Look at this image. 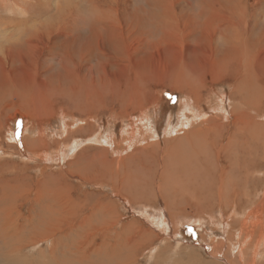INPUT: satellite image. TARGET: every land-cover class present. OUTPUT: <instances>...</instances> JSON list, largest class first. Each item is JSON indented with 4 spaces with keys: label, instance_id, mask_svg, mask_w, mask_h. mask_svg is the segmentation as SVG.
I'll list each match as a JSON object with an SVG mask.
<instances>
[{
    "label": "rangeland",
    "instance_id": "obj_1",
    "mask_svg": "<svg viewBox=\"0 0 264 264\" xmlns=\"http://www.w3.org/2000/svg\"><path fill=\"white\" fill-rule=\"evenodd\" d=\"M4 1L0 0V29L7 28V32L16 30V27L20 29L19 23L16 25L19 21H23L20 30L36 28L20 41L12 38L8 50H0V229L6 222L13 220L21 224L22 219L30 218L27 221L29 229L23 231L26 241L52 230L54 239H59L57 254L72 264H77L75 256L79 254L87 257L86 264L92 248L100 249L101 256L104 248L89 245L90 238L97 237L95 242L99 244L108 232L113 235L120 230L128 233L122 225L135 226L132 230L135 233L140 230L137 228L146 231L147 243L137 255L139 264H192L176 263L180 258L173 253L184 247L196 250L193 252L204 261L227 264L218 256L217 244L221 246L218 253L226 254L237 264H247L248 260L251 264L264 263V209L256 210L253 205V201L257 206L262 205V193L258 192L250 201L241 200L242 206L222 202L231 194L233 180L239 183L238 171L233 169L221 179L223 185L212 186L214 196L208 201L209 205L203 204L199 195L206 194L212 181L208 185L198 183L203 188L196 191L198 196L193 194L192 185L183 186L194 176L197 177L195 181L205 177L208 180L218 178L203 172L202 166L187 162L188 152L184 144L196 137L191 129L185 131L187 137L184 134L173 136L172 133L170 136L160 129L164 128L163 123L169 117H172L170 123H179L183 105H190L191 102L186 103L187 95L176 86L186 81L190 74L193 77L196 74H202L204 78L218 77L221 63L232 57L248 56L256 67H261L260 63L264 65V0H107L102 8L107 9L109 19L103 24L111 23V27L99 34H94L91 27L85 25L86 19L90 21L96 16L92 10L93 0H48L49 3L46 0H13L16 3L12 6ZM96 1L97 4L105 2ZM60 7L62 18L54 19ZM24 8L30 13L27 14ZM90 8L86 16L85 11ZM53 19L51 31L37 27L39 22ZM6 36H0V45L7 44ZM68 61L74 66H69ZM254 77L261 80L260 75ZM171 84L173 88H169ZM233 84L229 79L209 85L211 91L202 92L204 102H200L201 99L194 106H200L204 113L210 110L207 107L210 98L216 104L224 97L230 100ZM87 94L92 99L98 94L105 98V103L100 105L93 101L96 106L94 110L91 108L90 118L85 116V109L89 107L86 103L91 100ZM220 102L223 103L222 109L228 112V102ZM231 111L239 113L240 106H231ZM215 116L226 115L216 112ZM130 133L136 137L129 145ZM217 135L208 136V146ZM144 137L148 141L145 146H150L148 153L138 148L144 146L137 143ZM91 138H100L99 143L89 142ZM31 143H36V152L28 146ZM152 144L156 147L153 148ZM27 147L33 150L34 156L25 153ZM100 148L106 150L103 158L114 160V163L95 159L93 155L98 158ZM60 150L66 151L63 159L58 158ZM140 152L144 154L138 156L139 161L134 160V155L130 164L123 163L122 158ZM213 153L205 156L206 167L210 170L213 164L220 170L237 165L234 158H227L229 153L222 150ZM100 166L102 169L98 170ZM158 166L166 175L176 177L164 189L160 186L168 194L164 200L173 208H165L164 203L145 198L146 202L140 200L141 207L137 209L133 202H129L132 206L129 207L127 202L111 198L116 194L112 191L114 184L123 174L127 178L131 173L138 174L134 169L150 171ZM90 173L108 179L114 173L117 178L112 182L105 177L101 181H90L85 178ZM96 182L101 184L100 188L94 186ZM141 183L146 184L145 181ZM132 187L134 185H127L126 198L139 195L130 189ZM241 187L248 190V182H242ZM105 200L116 204L111 211V223L117 222L116 226L104 221L100 213L91 215L93 203L97 206L99 201ZM178 201L182 203L177 205L179 210L175 208ZM59 202L63 205V212L55 214ZM245 203L250 209L245 210ZM31 207L35 210L29 213ZM162 208L169 211L164 213L173 216V219L168 216L172 224L168 232L153 229L150 220L143 216L151 213L157 217L158 209ZM133 220L141 225L136 228V223L132 225ZM243 223L250 224V230L261 231L252 248L247 246L252 238L236 227ZM121 238L124 239V235ZM45 239L37 241L35 238L36 243H30L23 253L48 252L50 240ZM203 243L206 248L202 247ZM156 253L168 257L170 262L166 259L156 261Z\"/></svg>",
    "mask_w": 264,
    "mask_h": 264
},
{
    "label": "bare ground",
    "instance_id": "obj_2",
    "mask_svg": "<svg viewBox=\"0 0 264 264\" xmlns=\"http://www.w3.org/2000/svg\"><path fill=\"white\" fill-rule=\"evenodd\" d=\"M4 2L7 3L8 6H12L16 3L13 0H9V1L5 0ZM46 2L49 3L48 0H46ZM107 3H108V1L105 0V2H100L97 4V1L93 0L92 10L94 11V15H96V16H93L92 18H90L92 20V22H91V20L89 21V19H86L85 25L90 26L91 30L94 34H99L101 31H105L106 28L109 29V26L111 25V23H110V25L103 24L104 22L108 21V19H109L108 15L105 12L107 9L103 10V8H102V7H105L104 5H106ZM17 6H18V4H17ZM25 8H27V7H25ZM21 9H19V10H21ZM25 10L27 11V14L30 13L28 9H25ZM40 11H41V9H40ZM90 11H91V8L87 9L85 11L86 16ZM17 12H19V11H17ZM47 12H49V11H47ZM62 12L63 11H61V7L57 8V13H56L57 15L55 16L54 19L62 18V15H63ZM24 15H25V13H24ZM113 16H114V14H113ZM54 19L51 21L49 20L47 22H39L40 20H37L39 22L37 27H39L45 31H51L53 29ZM43 20H44V18H43ZM74 20H77V18L75 17ZM110 20H112V18ZM22 22L23 21H19L16 23V25L19 23L17 26H20L21 28H23ZM0 25H1V20H0ZM6 27H9V26H6ZM113 27H117V26H113ZM35 28L36 27H33L34 30H35ZM6 29L5 28L0 29V31H1L0 36L2 37L4 35L5 36L7 35L5 37V39H6L5 41L7 42V44H9L8 47H5L7 44H5L4 42H3V44L0 45V50H3V51L8 50L11 47L12 38L15 37L17 40L20 41V39L22 37H27L34 32V30L31 29L32 30L31 31L29 27H26L23 30H20L19 28L16 27L15 28L16 30L10 29L11 30L10 32H7L9 30L6 31ZM30 44L31 43H29V45ZM36 44H38V43H36ZM1 46H3V48ZM114 49H115V47H114ZM238 58L239 57H232V59H225L221 63L220 67L218 68L220 71L219 72L220 74H217L218 77L204 78V76H202V74H196V76L193 77L192 74H190L189 76H187L186 81L176 85L177 88L183 90L184 93L187 95L186 103H189V102H191V103H190V105H186V106L183 105L184 108L182 110V113L179 116V123H176L174 125V123H170L171 122L170 120L172 117H169V119L165 118L166 120L163 123L164 128H160V129L161 130L164 129L163 132L166 134H169V135L171 133L173 134V136H175L177 134H180V136H181L184 134L185 137L188 136V133L185 131L191 129V133L194 134V136L196 137L195 140H190L189 142H186L184 144L185 148L188 152V154L186 153L187 159L186 158L185 159L187 160V162L191 161V163L193 165H198V167L202 166V167H200V169L203 172H209V173L217 176L218 178L208 180L209 178L204 176L205 178H201L200 180L195 181V179L197 177L190 176V178L191 177L192 178L189 179L186 183H184L183 186H187V185L191 186L192 185L191 189L193 188V194L195 196H198L199 194L196 191L203 189L199 184L208 185V183L210 181H212L213 184L209 187L211 190L208 189L206 194L199 195V200L203 204L209 205L208 201H210V199L214 196L212 193V186L214 185L215 187L218 188L220 185H223L221 179L223 177H227L229 175V172H228L229 170L235 169L238 171V174H239V183L236 182V180H233L234 184H232L233 189L231 191V194L229 196H227L222 202L226 203L229 206H234V205L235 206H242L241 205L242 203H239L241 200L248 199L250 201L258 192H261L262 196H263L262 205L257 206L256 203L253 201V205L255 206V209L261 210V209H264V134H263L264 133V120H262V119H264V108H263L264 65L260 63L261 67H256L254 61L251 62V60L248 59V56H242L241 58H239V59ZM68 62L69 63H67V64L69 66H71V67H72V65L74 66V63L72 61H68ZM70 64H72V65H70ZM255 75H260L261 80L254 77ZM229 79H232V81L234 82L232 93L230 94V95H232V98H230V100H227L226 97H224L223 100H220L223 102H228L227 103L229 105V111L228 112H226L224 109H222V107H223L222 102L219 101L218 104H216V103H214L215 100H213L212 98H210V99L213 100V102H211V100H209V99H206V101L209 100V102H207V107L210 108V110L207 112H204L207 107H205V109L203 110L204 113H202V110L199 109L200 106H194V104L198 103V101L201 99L202 100L200 102H202V103L204 102L202 92L211 91V90H209V88L211 89V87H209V85L217 84L220 81L223 82L224 80H229ZM173 83H176V80ZM184 83H186V85H183ZM116 86H117V84H116ZM173 86L174 85L171 84L169 88H173ZM207 88H208V90H207ZM89 92H91V91H89ZM89 97L91 98V100H90V102L86 103L89 107L87 109H85V116L88 118H90L89 116H90L91 108L93 109L96 106V104L93 101L97 102L99 105L102 103H105L104 96H101L100 94H98L97 98L92 99L91 96H89ZM227 98L229 99L228 96H227ZM120 103H122V101H120ZM235 105L240 106V111H239V113L234 114V112L231 111V106L233 107ZM152 106L153 105H151L150 107H152ZM201 108H202V106H201ZM177 111H178V109H177ZM188 112H190V114H188ZM216 112H221L222 115H226V116L225 117L215 116ZM163 115H164V113H163ZM176 115H177V113L175 114V116ZM80 120H81V118H80ZM99 122L100 121H98V123ZM176 125H179V126L176 128ZM0 132H1V130H0ZM209 135H213V136L217 135V137L213 141H211L209 143V146H208L207 141H210L208 139ZM135 137L133 134H131L129 136V138L127 139V143L129 145L131 143H133L135 141ZM99 139L98 138L97 139L91 138V139H89V142L99 143L98 142ZM221 139H223V140L220 142ZM22 141H24V140H22ZM87 141H88V139H87ZM146 141H147V137H144L143 139L137 141L138 144L143 143L144 146L141 147V145H140L138 148H140V150L142 152L145 151L144 153H148L146 151L150 148V146H145V144H147ZM179 141H180V139H179ZM171 142H172V140H171ZM35 144L36 143H31L30 145L28 144V146H30V148L34 149V151H35V148H37V147H35ZM73 145H74V143H73ZM108 146H110V145H108ZM151 146L153 148L156 147V145H154V144H152ZM74 147H78V145L73 146V148ZM195 147H197V148H195ZM118 148H119V146H118ZM136 148H137V146H136ZM32 149H29L27 147V148H24V151L28 156L29 155L34 156V154L32 155V151H33ZM221 150H222V152L229 153L230 156H227V158L228 159L234 158L237 161V165L232 164L227 169L224 168L223 170H220L217 167H215V165L213 164L212 169L210 170L209 168L206 167V163H208V161L205 160V156L208 153L210 154L212 151H214L213 154H216L217 152H219ZM105 152H106L105 149L100 148L98 150L99 157L96 158L97 157L96 154H94L93 156L95 157L96 160L103 159L102 161H106L107 164L108 163H114V160H106V158H103L105 156ZM142 152H140V154L134 153L133 155H127L126 157L122 158L123 163L130 164L131 157H133L134 155H135L134 160L136 159L135 161H137V160L139 161L138 156L141 154H144ZM41 153L43 154V152H41ZM73 153L74 152H71V154H73ZM65 154H66V151L60 150L59 154H58L59 155L58 158L63 159V157H65ZM174 154H176V153H174ZM149 156H150V154H149ZM54 157H55V155H54ZM40 158H41V156H40ZM50 160L52 161L53 159H50ZM74 163H76V162H74ZM87 166L90 167L89 169L91 171V164L88 163ZM117 167H119V166H117ZM97 169L98 170L102 169V166L98 167ZM163 170H164L163 168L158 166L155 169L150 170V171L149 170L141 171V170H135L134 169V171H137L138 174L130 172L131 176H127V178L123 174V176H121L120 178H118L116 180L117 184H114L115 186L112 189V191L115 192L116 194L111 195V198L112 199H115V198L121 199L125 203L127 202L128 205H129V202H133L132 203L133 206L137 209H138V207H141L140 206V204H141L140 200H144L146 202L145 198H149V200H155V201H158L160 203H164L165 208H173V207H171V205L167 201L164 200L165 199L164 197L168 196V194L163 192L164 191L163 189L166 187L167 183H169V182L173 183V180L176 177L175 176L172 177V175L171 176L166 175ZM90 171H88V173ZM91 173L88 174V176L85 178H88L90 181L91 180L92 181L104 180L105 176L103 177V175L91 174ZM201 175H202L201 177H203L204 174L201 173ZM78 177H79V175H78ZM79 178L81 179V177H79ZM105 178L107 179V181L112 182L113 178L116 179L117 177L114 173H111L110 179H108L107 177H105ZM16 181L17 182L18 181L23 182L21 179H16ZM142 181H145L146 184H142L141 183ZM244 181L248 182V184H249L248 190L245 189L244 187L240 188V184ZM126 184L127 185H134V187H132L130 189H134L139 195L138 196H130V197L126 198V196H124V194L126 193V190H127ZM18 185H19V183H18ZM161 185L163 186L162 190L160 189ZM94 186L97 188H100L101 184L96 182ZM260 186H263V188L261 189ZM19 187H21V183H20ZM259 189H261V190L258 191ZM193 194H192V197H193ZM91 196L93 198L92 194H91ZM105 197H107V196H105ZM179 204L181 205L182 203L178 201V203L175 204V208L177 210H179L178 209L179 207H177V205H179ZM144 205H145V203L143 202V206ZM115 207H116L115 202L106 203V200H105V202L99 201L97 206H96V203L94 202L93 203V209H92L93 211H92L91 215L95 216L97 213H100V215L102 216V219L104 221L107 220V222H110L111 225L116 226L117 222L111 223V221H112L111 211H113L115 209ZM129 207H132V206L129 205ZM248 209H250V208L246 204L245 210H248ZM34 210L35 209H33L31 207L29 213L33 212ZM55 210H56L55 214L56 213H58V214L62 213L63 212V205L59 202L58 206H55ZM164 212H169V211L162 208L161 210L158 209L157 217L155 214H151V213H148V215L143 214V216H144V218H148L150 220L149 225H151V227L153 229H158L159 231H163V232L167 231L168 232L170 230V226L172 225V224L170 225L169 218L173 219V216L171 215V213H164ZM82 215H83V213H82ZM108 216H109V218H108ZM168 216H169V218H168ZM77 217H78V215H77ZM28 220H30V218L22 219L21 224L12 220L9 223L8 222L4 223L3 226L1 227V229H0V264H72L70 261H68L69 259L65 258L64 256H59L57 254L56 245H59L58 244L59 239H54L55 236L52 234V230H51V232L49 231L48 233L43 234L39 237H33L32 236V239L29 242L26 241L27 236H23V231H24V228H27V230L29 229L28 228L29 225L27 223ZM55 221H58V220L55 219ZM135 223H136V228H137V225H139V224L141 225V222L133 220L132 225ZM8 224L11 226L7 227ZM107 225H109V224H107ZM129 225H131V224H129ZM249 225L250 224L243 223L242 225H236V227H239L240 230L243 231V233L247 234L248 238H250V237L252 238V240L247 243L248 248H252L255 241L258 239V237H260L261 231H260V229L250 230L248 227ZM121 227H122V229H126V232H128V233L125 234L124 231L123 230L121 231L120 229H119L120 232L116 233L115 235L108 232L107 233L108 236H106L107 235L106 234L104 237H102L103 239H101L99 244L95 242L98 239L97 237L93 236L90 238V242L88 241L89 245L91 243V245H94V246H100V247L102 246L104 248V251L102 252L101 256H99L100 255V249L98 250V249L92 248L90 253L88 254L89 260L87 261L86 264H139L138 259H137V255L142 250L143 245L147 243L146 239L144 238L146 231H144V230L142 231V228H137L140 230L138 232L136 231V233H135V232H132L133 227H135V226H133L131 228L128 225H125V226L122 225ZM110 228H111V226H110ZM7 229H9V230H7ZM74 235H75V233H74ZM122 235H124V239L121 238ZM214 235H215V233H214ZM71 237H73V236H71ZM35 238H37V241L43 240L45 238H48L50 240V249L48 250V252L38 251V252L31 254L29 251V252L24 254L23 252L26 250L27 246L30 243H36ZM74 239H77V238H74ZM246 240H247V238H246ZM81 241H82V239H81ZM244 241L242 242L243 244H244ZM77 242H78V240H77ZM201 245H202V247L206 248L205 243H203ZM220 247H221L220 244H217L216 252H217L218 256L220 255L223 258L224 263L237 264L234 260L230 259V257L227 256L226 254L218 253V249ZM29 248H31V246ZM193 251H196V250L187 249V247H184V248H181L180 251L173 253V254H176V255H174L175 257L180 258L178 260V262H176V263L188 262V263H192V264H218V262L214 263V261L209 262L208 260L207 261L202 260ZM206 251H207V249H206ZM211 251H212V248H211ZM68 252H71V250L68 249ZM163 252H164V250H163ZM159 254L160 253H156V255H155L156 261H158V259L159 260L160 259H163V260L166 259V261H169L168 257L163 258ZM152 255H153V253H152ZM247 256L248 255H245L244 257H247ZM75 258H76L77 264H85V261L87 260V257L85 259L81 254L76 255ZM62 261H65V262L62 263ZM155 264H157V262ZM247 264H251L249 262V260H248ZM258 264H264V263H262V261H259Z\"/></svg>",
    "mask_w": 264,
    "mask_h": 264
}]
</instances>
